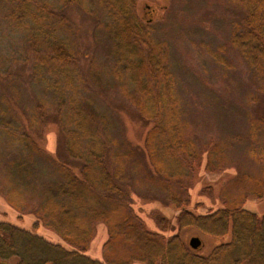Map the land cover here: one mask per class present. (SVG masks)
Listing matches in <instances>:
<instances>
[{"label":"trees","instance_id":"trees-1","mask_svg":"<svg viewBox=\"0 0 264 264\" xmlns=\"http://www.w3.org/2000/svg\"><path fill=\"white\" fill-rule=\"evenodd\" d=\"M93 1L104 12L113 39V75L132 87L124 89L133 106L130 114L144 124L150 123L141 148L128 142L130 148L135 153L141 150L150 181L165 191L180 212L176 217L157 212L149 225L134 208L121 179L125 158L131 157V152L111 149L101 129L110 115L94 108L82 93L85 79L78 67L68 16L49 0H0V7L9 6L7 18L23 32L35 54V80L54 94L57 109L47 119L51 117L59 125L56 155L67 156L64 161L56 157L53 176L58 179L41 192L33 211L37 220L63 242L11 221H0V264L13 259L17 264H264V214L229 198L209 212L196 213L188 207L191 194L181 181L193 176L202 164L204 151L190 136V124L182 115L168 45L154 35V18H147L154 10L139 15L138 0ZM232 1L244 9L245 18L231 42L264 84V0ZM59 2L62 10L73 4H81L85 10L89 7L86 0ZM124 112L129 113L128 108L124 107ZM251 124L264 130L263 118H253ZM14 137L15 142L42 151L29 135ZM218 148L206 150L207 168L215 166L216 160L217 166L222 165ZM257 150L253 147L251 155L264 162V150ZM6 168L14 181L7 187V202L20 209L28 204L26 193L37 188L26 179L31 167L19 158ZM251 181L255 185L252 191L263 197L264 171ZM99 222L106 225L109 236L105 260L86 253ZM189 228L215 239L209 253H202V246L192 248L184 240L181 233Z\"/></svg>","mask_w":264,"mask_h":264},{"label":"rangeland","instance_id":"rangeland-1","mask_svg":"<svg viewBox=\"0 0 264 264\" xmlns=\"http://www.w3.org/2000/svg\"><path fill=\"white\" fill-rule=\"evenodd\" d=\"M49 1L71 22V39L85 79L82 93L94 108L111 117L101 128L111 149L123 154L131 152L132 156L125 158L121 179L134 208L149 225L157 212L176 217L180 209L150 181L141 150L135 153L128 143L139 150L150 123L144 124L130 114L133 106L124 89L132 87L113 75V39L104 12L93 0H86L87 10L81 4L62 10L59 0ZM150 8L153 15L148 13ZM8 9L6 4L0 7V221H11L52 241L63 242L33 213L41 192L51 188L53 179H58L53 176L58 165L56 157L67 159L65 155H56L61 133L58 123L51 117L47 119L57 106L53 92L35 80V54L23 32L7 18ZM136 10L139 15L146 12L147 18H154V35L168 45L170 67L183 103L182 115L190 124V136L204 151L202 164L193 176L181 181L191 194L188 207L196 213L209 212L229 198L238 199L247 209L263 215L264 196L252 191L255 185L251 179L262 175L264 162L250 152L253 147L264 150V130L251 124L253 118L264 119V84L231 42L233 32L243 25L244 9L232 0H138ZM124 107L129 113L124 112ZM23 133L42 151L15 142L14 136ZM215 146H219L222 165L217 166L216 160L215 166L207 168L206 150ZM19 158L30 165L31 173L26 179L37 188L26 193L28 204L16 209L5 196L8 185L14 183L6 167ZM181 234L186 242L199 236L200 251L204 254L215 243V239L196 228L185 229ZM108 237L106 225L97 223L86 253L105 260ZM9 264L17 261L13 259Z\"/></svg>","mask_w":264,"mask_h":264},{"label":"water","instance_id":"water-1","mask_svg":"<svg viewBox=\"0 0 264 264\" xmlns=\"http://www.w3.org/2000/svg\"><path fill=\"white\" fill-rule=\"evenodd\" d=\"M189 243H190V246L194 249H199L202 246V240L199 236L191 237Z\"/></svg>","mask_w":264,"mask_h":264}]
</instances>
